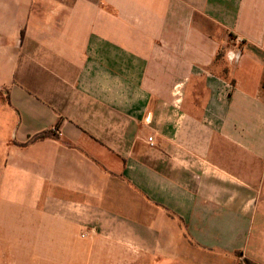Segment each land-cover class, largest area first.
<instances>
[{
	"label": "crops",
	"instance_id": "0c3cea01",
	"mask_svg": "<svg viewBox=\"0 0 264 264\" xmlns=\"http://www.w3.org/2000/svg\"><path fill=\"white\" fill-rule=\"evenodd\" d=\"M263 178L264 0H0L8 263L264 264Z\"/></svg>",
	"mask_w": 264,
	"mask_h": 264
},
{
	"label": "rangeland",
	"instance_id": "374dc122",
	"mask_svg": "<svg viewBox=\"0 0 264 264\" xmlns=\"http://www.w3.org/2000/svg\"><path fill=\"white\" fill-rule=\"evenodd\" d=\"M260 191H261L260 198L256 205L254 218L251 226V240L253 242V248L256 246L259 248L258 254L261 257L264 255V178L261 184ZM11 255L12 254L10 253L0 254V264H11L8 263L7 260L4 258L6 256L11 257ZM15 256H17L18 260H20L21 258L20 253H16ZM260 260H262V258H260Z\"/></svg>",
	"mask_w": 264,
	"mask_h": 264
},
{
	"label": "built area",
	"instance_id": "2783aa9c",
	"mask_svg": "<svg viewBox=\"0 0 264 264\" xmlns=\"http://www.w3.org/2000/svg\"><path fill=\"white\" fill-rule=\"evenodd\" d=\"M242 39L236 37L233 42L231 47L225 52V58L226 60L231 63V64H235L240 60V57L242 55ZM146 142L148 143V145L152 146L153 143V138L149 137ZM82 237H85L86 234L82 233L81 234Z\"/></svg>",
	"mask_w": 264,
	"mask_h": 264
},
{
	"label": "trees",
	"instance_id": "16d2710c",
	"mask_svg": "<svg viewBox=\"0 0 264 264\" xmlns=\"http://www.w3.org/2000/svg\"><path fill=\"white\" fill-rule=\"evenodd\" d=\"M52 134L50 132H42L36 136H34L31 141H37V140H41L47 137H50Z\"/></svg>",
	"mask_w": 264,
	"mask_h": 264
}]
</instances>
